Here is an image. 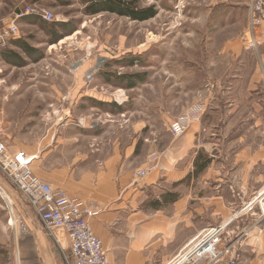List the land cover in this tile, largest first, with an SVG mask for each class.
<instances>
[{"label": "crops", "instance_id": "obj_1", "mask_svg": "<svg viewBox=\"0 0 264 264\" xmlns=\"http://www.w3.org/2000/svg\"><path fill=\"white\" fill-rule=\"evenodd\" d=\"M233 3L248 17V0ZM25 24L35 28L36 39L47 47L53 44L43 23ZM25 30L16 40L27 38ZM259 34L264 41L262 28ZM224 51L228 64L235 62V67L223 69L221 97L235 90L258 94L252 114L238 119L234 130L231 121L242 102L222 98L206 104L202 118L161 151H155L147 137L138 142L142 136L137 131L133 137L127 119L118 126L81 124L84 115L75 108L87 97L83 86L11 87L0 79V128L8 147L33 157V170L41 179L103 210L89 221L103 241L108 264H177L199 236L220 224L235 232L237 264H264V100L259 96L264 87V45L256 53L235 39ZM4 75L5 71L0 78ZM67 93L74 100H64ZM211 97L212 102L219 99ZM85 136L90 148L74 149L68 156L69 142ZM99 141L109 142V148ZM153 153L156 166L135 180L134 171L148 168ZM33 228L31 235L21 238L18 264H65L61 249L37 217Z\"/></svg>", "mask_w": 264, "mask_h": 264}, {"label": "rangeland", "instance_id": "obj_2", "mask_svg": "<svg viewBox=\"0 0 264 264\" xmlns=\"http://www.w3.org/2000/svg\"><path fill=\"white\" fill-rule=\"evenodd\" d=\"M91 1L94 0H0V24L25 3H32L53 12L55 22L69 25L64 36L47 47L41 38L36 39L35 28L25 24L28 20H22L20 28L24 27L30 38L24 41L39 46L32 45L42 54L35 52L36 58H32L22 48H16L26 63L3 62L5 75L0 79L11 87L47 84L65 90L78 84L87 97L79 101L75 111L83 113L87 125L112 122L118 126L127 119L133 126V137L140 132L138 142L149 138L155 151L177 143L181 137L171 133L172 120L186 115L191 108L222 101L223 69L227 65L235 67V62L228 64L226 60L225 44L235 39L245 42L249 28L246 12L234 8L235 0H137V6L157 10L155 17L137 21L109 11L92 15L88 12ZM9 46L11 43L0 46V54ZM100 62V70L88 83L86 74ZM135 74L140 76L129 78V82H135L132 87L125 85L128 78L116 79ZM65 95L74 100L73 94ZM213 95L218 96V101H211ZM225 95L223 100L242 102L237 117L231 121V129L235 130L238 119L252 114V102L258 94L235 90ZM259 96L264 100V87ZM95 101L122 108L99 106ZM104 143L109 148V142H98ZM90 144L87 136L70 141L67 155L90 148ZM149 160L157 161L152 156ZM0 187L7 191L0 188V264H18L21 238L34 232L36 217L1 170ZM25 223L32 232H23Z\"/></svg>", "mask_w": 264, "mask_h": 264}, {"label": "built area", "instance_id": "obj_3", "mask_svg": "<svg viewBox=\"0 0 264 264\" xmlns=\"http://www.w3.org/2000/svg\"><path fill=\"white\" fill-rule=\"evenodd\" d=\"M247 6L249 28L245 45L259 53L260 47L264 45L259 34L260 28L264 31V0H248ZM30 15H37L47 22L55 21L50 10L25 3L1 22L0 46H5L20 36V22ZM102 63L86 74L88 83L93 82ZM4 71L3 62L0 60V76ZM63 99L68 100L69 96ZM205 107L200 105L191 108L186 115L174 120L170 124L174 136H184L188 128L202 118ZM83 121L84 119L81 124ZM151 156L157 157V154L153 153ZM32 161L33 157H28L23 152H14L8 147L0 128V170L27 201L47 235L59 246L65 264H108L103 241L95 234L89 221V218L98 216L103 210L73 199L64 189L38 177L33 170ZM154 161H151L148 168L135 170L134 179L141 180L146 177L156 166ZM23 226L24 233L32 232L27 223ZM234 234L233 230H228L227 224L207 229L191 244L177 264H237L240 253L237 241L233 239Z\"/></svg>", "mask_w": 264, "mask_h": 264}, {"label": "trees", "instance_id": "obj_4", "mask_svg": "<svg viewBox=\"0 0 264 264\" xmlns=\"http://www.w3.org/2000/svg\"><path fill=\"white\" fill-rule=\"evenodd\" d=\"M104 11L117 13L122 16H128L129 18L137 21H146L157 15V10L154 7L141 8L137 6V0H94L89 2L88 12L90 14L95 15L102 13ZM39 19H41L42 21ZM24 20H28L27 22L29 23L30 22L43 23V28L46 31H48V33L52 34L51 38L49 39L50 43H55L58 40H60L62 36H64L65 34L64 32L66 31L67 26H69L67 22H55V21L47 22L37 15L28 16ZM10 43L17 48L18 47L22 48L24 52L27 55H30V57L32 58H36V56L33 55L35 52L40 54V56L42 54L41 51H38L37 48H34L30 44H28V42L24 41V39L14 40ZM0 60L2 62L5 61L7 63H13L16 65H24L26 63L24 58L17 51L12 49L2 51L0 54ZM131 63L134 64V62ZM139 76L137 74L133 76L132 75L120 76V77L117 76L116 79L121 81L124 78H128L126 80L127 84L125 85L132 87L133 85H135L134 84L135 82L134 81L129 82V78L134 79L135 77L138 78ZM90 101L93 102V100ZM95 103L99 106L110 107V108H113V105L117 106V104H107V102H103V101H95ZM117 107L120 109L122 108L121 106H117Z\"/></svg>", "mask_w": 264, "mask_h": 264}, {"label": "bare ground", "instance_id": "obj_5", "mask_svg": "<svg viewBox=\"0 0 264 264\" xmlns=\"http://www.w3.org/2000/svg\"><path fill=\"white\" fill-rule=\"evenodd\" d=\"M12 223H14V219H13V217H12Z\"/></svg>", "mask_w": 264, "mask_h": 264}]
</instances>
